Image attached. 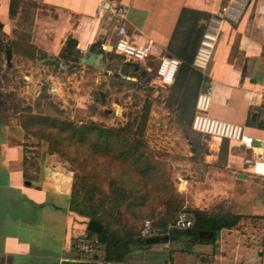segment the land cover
<instances>
[{
    "label": "crops",
    "instance_id": "0c3cea01",
    "mask_svg": "<svg viewBox=\"0 0 264 264\" xmlns=\"http://www.w3.org/2000/svg\"><path fill=\"white\" fill-rule=\"evenodd\" d=\"M11 2L0 0V50L5 55L8 49L13 55L6 44L16 38L18 17L28 14L32 27L29 42L55 57L53 66L67 39L72 38L80 58L97 45L105 50L112 46L103 51L108 63L106 73L81 64L78 74L95 67L96 82L106 75L121 76L122 69L110 67L117 22L109 10L122 5L129 41L136 45L152 41L146 60H125L130 63L128 67L138 65L133 70L140 69L145 84L152 83L149 64L168 54L181 63L174 83L167 87L176 98H191L193 114L196 95L211 87L208 114L242 125L259 144L246 147L237 141L208 137L209 153L205 157L210 164L202 171L200 181L191 179L199 176L196 166L183 159L182 171L190 179L182 181V190L193 192V186L194 197H204L203 204L194 201L197 209L229 211L243 217L236 226L219 230L213 242L197 243L193 236L195 251L202 254L176 252L173 264L193 257L197 264H263L264 174H255L252 163L260 152L264 157V0H15L13 14ZM228 2L232 3L227 15L219 18L218 37L205 74L199 75L191 60L201 32ZM29 6L35 9L31 13ZM76 64H80L79 59ZM73 75L71 72L69 78ZM42 80L51 84L57 79L49 75ZM62 84L59 82V87L51 91L59 94ZM77 109L76 115L87 112L85 106ZM29 149L37 150L34 163ZM221 154L223 160L216 162ZM72 177L73 173L56 154L47 151L43 142L25 135L18 121L5 120L0 112V264H61L77 258L73 241L85 235L87 228L84 218L69 210ZM200 184L202 191L198 189Z\"/></svg>",
    "mask_w": 264,
    "mask_h": 264
},
{
    "label": "rangeland",
    "instance_id": "374dc122",
    "mask_svg": "<svg viewBox=\"0 0 264 264\" xmlns=\"http://www.w3.org/2000/svg\"><path fill=\"white\" fill-rule=\"evenodd\" d=\"M28 10L31 13L35 9L33 7L31 9L29 6ZM27 15L21 14L18 17L17 28L15 29L16 38L6 44L13 51L9 62L6 61L4 50H0L1 116L5 120L13 119L19 122L21 113H41L66 117L75 123L93 120L107 127L126 126L127 123H130L131 129L135 130L138 127V122L143 118L145 108H148L142 138L153 158L161 162V166L167 171L171 186L181 199V203L170 218L168 226H173V220L178 212L184 211L189 215V212L196 208L194 201L198 200L199 204H203V196L194 197L196 187H190L193 192L182 190V181L186 178L190 179L182 171L183 159H189L196 166L199 176L191 178L195 181H200L202 171L210 164L205 157L209 153L206 144L208 136L197 133L190 127L189 121L193 114L191 98H176L174 92L167 86H157L149 83V81H146L145 84L144 75H139L140 69H135L136 72L133 70L135 67L124 66L126 59L115 52L111 53L109 58L111 69L121 70L124 66L120 73L133 77L135 80L111 74L96 82L97 74L95 72L97 69L95 67L85 68L84 73L80 75L76 71L81 68V64H76L72 60V54L68 59L61 57L63 48L57 56V64L53 66L51 60L48 59L52 56L46 54V57H41V53L37 51L34 45L30 44L31 15ZM2 38L4 39L3 36ZM4 46L5 44L2 45V47ZM73 54L80 62V55L75 52ZM156 66L155 61L149 64L151 75L154 74ZM71 72H74V75L69 78ZM49 75L56 77L57 80L51 84L44 82L42 79ZM59 82L64 84V88L57 91L59 92L57 94L55 91H51V88ZM87 100L90 102L87 103ZM83 106L87 112L80 111L76 115L77 108ZM25 135L35 138L37 142H43L47 151L50 152L47 141L26 132ZM28 151L33 160L31 162L34 163L37 150L29 149ZM56 156L74 173V166L59 155L56 154ZM220 157L221 159L216 162L220 163L223 160L222 154ZM95 163L97 164L95 169L91 168L92 166L88 163L86 165L88 173L96 175L90 180L96 182L102 179L100 189L107 191V177L116 174L118 172L116 168L119 167L107 163L104 156L97 157ZM198 189L202 191L203 185L200 184ZM154 203L155 201H153L152 206ZM152 206L150 205V208ZM124 208L122 206L121 209L125 222L131 225L137 233H140L143 222L150 220L155 235H162L160 226L157 224L164 212L162 205L156 206L154 213L150 212L151 214L144 217H133ZM180 239H182L180 242L176 239V241L168 240L136 247L121 264H173V254L176 252L191 253L192 255L202 254L195 251L197 246H194L196 243L194 237ZM102 256L103 251L96 258L101 260ZM194 260L195 257L191 261H183L181 264H197Z\"/></svg>",
    "mask_w": 264,
    "mask_h": 264
},
{
    "label": "trees",
    "instance_id": "16d2710c",
    "mask_svg": "<svg viewBox=\"0 0 264 264\" xmlns=\"http://www.w3.org/2000/svg\"><path fill=\"white\" fill-rule=\"evenodd\" d=\"M14 2L15 0L11 2V14L14 13ZM74 46L75 40L68 38L61 57L68 59L72 54V60L76 63L78 58L73 53L79 54V51L74 50ZM37 51L41 53V57H46L45 52ZM129 64L125 62L124 66ZM131 65L136 68L138 66ZM193 70L201 75L195 68ZM1 95L0 90V97ZM147 114L148 108H145L143 118L135 130L131 129L130 123L126 126L107 127L93 120L75 123L69 118L49 114L27 112L19 116V123L26 133L47 141L50 152L56 153L75 167L69 210L84 218L85 224L89 220H95L103 225L102 232L96 234L102 245L101 260L96 257L95 261L64 260L61 264H121L136 247L147 246L149 243L145 242L146 237L125 222L122 206L133 217H144L154 213L156 206L162 205L164 212L157 224L160 226V233L167 234L169 240L196 236L198 242H213L219 230L236 226L243 217L229 211L208 212L195 208L189 212L193 220L189 228L168 226L181 199L171 186L167 171L161 166V162L153 158L142 138ZM192 116L193 114L190 123ZM101 156H104L107 163L119 167L116 168V174L107 177V191L100 189L102 179L96 182L90 180L96 175L89 174L86 166L88 163L95 169V161ZM202 230L212 231L214 234L212 237H199L198 232ZM94 234L86 229L85 235Z\"/></svg>",
    "mask_w": 264,
    "mask_h": 264
},
{
    "label": "built area",
    "instance_id": "2783aa9c",
    "mask_svg": "<svg viewBox=\"0 0 264 264\" xmlns=\"http://www.w3.org/2000/svg\"><path fill=\"white\" fill-rule=\"evenodd\" d=\"M232 2L222 6L216 17H211L206 23L205 29L199 40L192 66L202 75L205 74L207 64L211 57L218 37L219 18L227 15ZM109 15L114 17L117 25L115 26L116 39L113 44L114 51L122 55L127 61L142 62L151 54L152 41L136 45L129 41L126 35L124 20L126 18V9L122 5H115L109 10ZM180 59L172 55H163L159 58L155 72L152 78V84L166 87L174 83L177 75ZM211 87L207 86L203 91L196 95L190 127L193 131L215 139H227L237 141L246 147L253 146V138L248 135L244 127L240 124L214 118L208 114L211 103ZM252 169L255 174H264V157L260 152L259 157L253 161ZM193 220L184 211L177 213L173 220V226L178 229L189 228ZM140 234L143 237L153 236L152 225L150 220H145L142 224ZM73 249L77 254L75 260L95 261L102 251V245L96 234L77 236L73 241ZM260 259L264 264V226H263V243L260 249Z\"/></svg>",
    "mask_w": 264,
    "mask_h": 264
},
{
    "label": "water",
    "instance_id": "95a60500",
    "mask_svg": "<svg viewBox=\"0 0 264 264\" xmlns=\"http://www.w3.org/2000/svg\"><path fill=\"white\" fill-rule=\"evenodd\" d=\"M112 46H108L106 50L104 47H101L100 45H97L86 52L83 53L82 57L80 58V64L85 65V66H95L99 67L103 73L107 72V62L103 58V51H109L111 50ZM11 58V50H6V60L7 62L10 61ZM49 60L55 61V57H48ZM47 59V60H48ZM45 61V59H42ZM123 78L130 79L131 77L126 76V75H121ZM254 144H259L258 140L253 141ZM87 230L95 233V234H100L103 229V225L95 220H89L86 224ZM212 231H199L198 236L199 237H212L213 236ZM196 238V237H195ZM169 240V236L167 234L163 235H153V236H148L145 238L146 243H156V242H165Z\"/></svg>",
    "mask_w": 264,
    "mask_h": 264
},
{
    "label": "bare ground",
    "instance_id": "6f19581e",
    "mask_svg": "<svg viewBox=\"0 0 264 264\" xmlns=\"http://www.w3.org/2000/svg\"><path fill=\"white\" fill-rule=\"evenodd\" d=\"M119 110V108H117Z\"/></svg>",
    "mask_w": 264,
    "mask_h": 264
}]
</instances>
